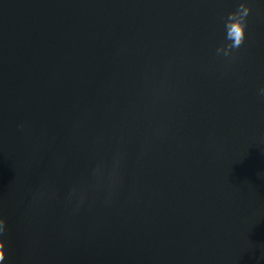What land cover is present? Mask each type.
Segmentation results:
<instances>
[{"label":"water","instance_id":"95a60500","mask_svg":"<svg viewBox=\"0 0 264 264\" xmlns=\"http://www.w3.org/2000/svg\"><path fill=\"white\" fill-rule=\"evenodd\" d=\"M262 87L264 0H0V264H264Z\"/></svg>","mask_w":264,"mask_h":264},{"label":"clouds","instance_id":"9594fccd","mask_svg":"<svg viewBox=\"0 0 264 264\" xmlns=\"http://www.w3.org/2000/svg\"><path fill=\"white\" fill-rule=\"evenodd\" d=\"M247 10H244L243 15H232L229 17L230 23L227 25V39L231 41V50L238 49L245 41L247 20ZM231 50L221 51L217 49V54L223 53L224 56H228ZM259 95L264 96V87L259 90ZM3 229L2 223H0V230Z\"/></svg>","mask_w":264,"mask_h":264}]
</instances>
